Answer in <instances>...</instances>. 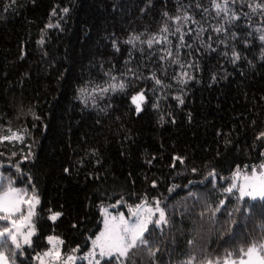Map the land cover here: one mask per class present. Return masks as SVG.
<instances>
[{"label":"trees","instance_id":"16d2710c","mask_svg":"<svg viewBox=\"0 0 264 264\" xmlns=\"http://www.w3.org/2000/svg\"><path fill=\"white\" fill-rule=\"evenodd\" d=\"M228 3L225 16L212 0H0V137L24 136L0 143V175L27 185L29 195L34 185L40 198L36 235L17 264H40L49 235L64 241L61 261L72 254L74 264H89L79 257L100 229L101 207L120 201L125 209L145 197L159 200L167 224L149 225L156 254L133 250L132 264H186L192 256L206 264L264 241V200L226 191L238 167L264 161V140L256 139L264 131V11L248 7L264 0ZM176 16L191 47L170 34ZM161 35L170 43L147 46ZM167 48L179 64L160 59ZM121 80L123 91L101 92ZM140 91L146 101L137 114L131 97ZM25 145L33 155L16 172ZM177 156L184 162L173 167ZM49 209L62 212L55 223Z\"/></svg>","mask_w":264,"mask_h":264},{"label":"snow or ice","instance_id":"6c2138e0","mask_svg":"<svg viewBox=\"0 0 264 264\" xmlns=\"http://www.w3.org/2000/svg\"><path fill=\"white\" fill-rule=\"evenodd\" d=\"M15 2V0H13ZM235 0H233V3ZM212 7L216 11L217 15L223 13L225 16L229 14V3L228 0H222V2H218V0H212ZM249 8L252 9L253 12L257 10L264 11V4L256 3L255 5L249 4ZM207 11V9H205ZM62 12L66 15L69 12L68 8H63ZM51 15L55 17L57 12L53 9ZM167 16V13H165ZM173 23H176L178 26L175 28L174 32H171V35H178L179 46L191 47V45H186L184 36L185 32L182 31V28L179 26V22L181 20L180 16L171 17ZM191 17L185 14L183 16V20L187 22ZM231 19H239V17L233 12L231 15ZM195 23V21H193ZM47 28L52 27H60L59 22L55 25L49 23L46 25ZM161 33H169L168 26L163 27ZM191 30H189L190 32ZM200 31H203L201 29ZM216 32H220V28L215 29ZM140 37L131 38L128 43L132 44L134 41L139 40ZM259 39L264 41V34H261ZM40 44H43L44 41L41 39L39 41ZM147 46L152 48L153 44H163L170 43L168 41V35H161L159 37H152L146 41ZM179 46L177 47V53L179 51ZM164 53L161 55L160 59L171 60L172 63L179 64L180 61L178 59L173 58V50L171 48L161 49ZM240 54L235 50L232 51V63L235 64L238 60H240ZM181 68L184 67L183 64H180ZM193 65H189L192 67ZM131 71V70H129ZM183 77L188 76L186 72L182 73ZM153 79H155V83L157 85L161 84V80L155 77L153 74ZM215 82L216 77H212ZM112 80L115 81L116 77H112ZM180 83H186L187 79H180ZM126 85L121 80L118 83H111L107 88H101V92H108L109 90L115 91H123ZM175 99L179 102L180 105L184 104V99L181 96H176ZM146 97L143 91L138 92L136 95L131 97V103L135 106V111L139 114L143 108L142 105L145 103ZM155 107V105H154ZM38 119V117H37ZM161 121H163V117H161ZM175 121H173L174 123ZM257 140H264V131L259 132L256 137ZM20 141L23 142L24 136L18 134L16 132H12L11 135H5L0 137V143L9 142V141ZM28 148L27 155L23 156L22 160L15 165L16 172H21L20 164L24 161L28 160L33 153L31 152V145H25ZM4 153L0 152V156H3ZM13 157L16 156V152H12ZM175 161H179L183 163L184 160L182 157H174L173 167L175 166ZM247 165L245 169H247ZM259 171L256 166L251 168L250 175L243 176V183L239 186L240 199L242 200L245 196L251 197V199L256 200L258 197L261 200H264V164L259 165ZM195 172L196 169H193ZM65 172H68V169H65ZM210 176L215 178L216 173L213 170L209 173ZM240 178V169L239 167L234 174L233 183L229 188L226 189L227 192H232L233 189L237 188V183L235 182ZM7 180V187L4 186V181ZM14 181L3 177L0 175V222H4L0 224V264H17L18 257L25 256V246L31 247L32 245V237L36 235L35 224L33 223V217L36 215V207L40 204V198L36 194L35 186H32V194H28L27 185L23 188L14 187ZM28 183L31 184V177H28ZM153 187H155V182H153ZM223 201H221V206H223ZM121 204L120 201H117L112 207H119ZM154 205V206H153ZM220 210L219 207L215 209V212ZM51 214L48 216V220L55 223L59 217H61L62 212L55 211L52 212L49 209ZM105 218H104V226L103 231L99 233L92 241L93 248L92 250L84 257H79L83 259H89V264H101V260L105 258L108 261L115 260V264H132V260L136 255V251H143L144 249L148 250L149 255L154 256L156 253L152 250L150 244V233H149V225L154 224L157 227H160L164 224H167L166 216L164 210L160 207L159 200H155L152 204H149L147 197L133 208L129 206V217L126 219L123 212H121L118 216L111 215L108 212L107 208L102 209ZM155 220L154 216H157ZM203 215V213H202ZM231 215V214H230ZM75 227V225H73ZM146 234H148L146 236ZM47 242L52 247L45 251L42 255L37 254L35 259L40 261V264H46L44 257H48L49 260L47 264H74L75 260L78 257L69 254L66 258L61 261V245L64 244V241L60 239L57 235H49L47 237ZM193 241H189V244H192ZM98 249V252H97ZM136 250V251H133ZM79 249H72V252H78ZM158 251V249H157ZM237 256L238 259H233V256ZM97 256L99 258H97ZM196 256L190 257L189 261L186 264H192L194 260H196ZM206 264H264V241L261 242H252L246 249L241 247L238 252H227L226 258L221 261L217 258L215 261L211 258L206 260Z\"/></svg>","mask_w":264,"mask_h":264},{"label":"rangeland","instance_id":"374dc122","mask_svg":"<svg viewBox=\"0 0 264 264\" xmlns=\"http://www.w3.org/2000/svg\"><path fill=\"white\" fill-rule=\"evenodd\" d=\"M261 164H264V161L261 162L260 164L256 165L258 171L260 170V169H259V165H261ZM235 173H236V171H235V172L233 173V175H232V180H231V183L229 184L228 188H229V187L231 186V184L233 183V178H234V174H235ZM246 174H247V175H250V174H251V170H250V171H246V170H242V169H240V178L237 179V180L235 181V182L237 183V188H235V190H237V192H238L239 195H240V192H239V186H240V184L243 183V176L246 175ZM214 179H215V178H213V180H214ZM248 197H249V196H248ZM250 198H251V197H250ZM155 200H157V199L148 200V202H149V204H152V202L155 201ZM113 205H114V204H113ZM37 206H38V205H37ZM153 206H154V205H153ZM132 207L134 208L135 206H132ZM160 207H161V205H160ZM104 208H107L109 214H111V215L118 216L121 212H123L124 215H125V218H126V219L129 217V211H128V208H129V207H127V208L124 209V208H119V207L114 208V207H112V205H103V206L101 207V215H102L101 226H100V229L95 233V235H94L93 237H91L90 248H89V251H88V252H90V251L92 250V248H93L92 241L95 239V237H96L97 235H99V233H100L101 231H103L105 215H104L102 209H104ZM161 208H162V207H161ZM35 211H37V207H36V210H35ZM156 218H158V214H157V216H154V217H153L154 220H155ZM33 223H34V217H33ZM97 252H98V249H97Z\"/></svg>","mask_w":264,"mask_h":264},{"label":"built area","instance_id":"2783aa9c","mask_svg":"<svg viewBox=\"0 0 264 264\" xmlns=\"http://www.w3.org/2000/svg\"><path fill=\"white\" fill-rule=\"evenodd\" d=\"M65 259V258H64ZM63 259V260H64ZM49 258L48 257H45V262H48ZM75 263V262H74Z\"/></svg>","mask_w":264,"mask_h":264}]
</instances>
